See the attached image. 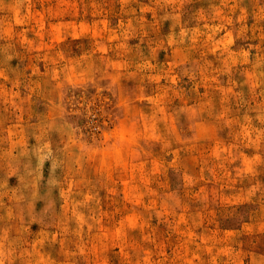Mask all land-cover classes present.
I'll list each match as a JSON object with an SVG mask.
<instances>
[{
    "label": "rangeland",
    "instance_id": "obj_1",
    "mask_svg": "<svg viewBox=\"0 0 264 264\" xmlns=\"http://www.w3.org/2000/svg\"><path fill=\"white\" fill-rule=\"evenodd\" d=\"M0 264H264V0H0Z\"/></svg>",
    "mask_w": 264,
    "mask_h": 264
}]
</instances>
